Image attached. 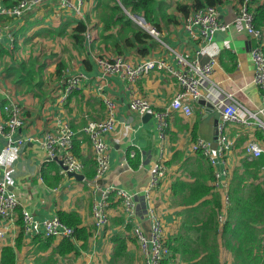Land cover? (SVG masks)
<instances>
[{
	"label": "crops",
	"instance_id": "crops-1",
	"mask_svg": "<svg viewBox=\"0 0 264 264\" xmlns=\"http://www.w3.org/2000/svg\"><path fill=\"white\" fill-rule=\"evenodd\" d=\"M71 1L75 3V0ZM195 1L157 0L161 37L170 48L189 59H198L202 46V40L194 38L186 28ZM244 2L220 0L217 5L220 20L231 24ZM253 2L250 0L249 5L253 6ZM0 3L11 6L15 0H0ZM258 3L264 4V0H258ZM117 6L113 0H85L77 11L48 1L21 18L5 17L0 21V122L7 116L4 106L10 98L21 103L26 117V124L18 131V136L42 140L47 133L57 132L64 124L69 125L76 132L73 143L77 155L73 150L84 165L82 174L85 176L84 181L63 176L58 163H46L47 154L37 141L7 156L5 138L0 135V178L7 177L10 191L18 194L21 202L15 223H0V231L9 226L5 237H0V264L6 247L14 248L16 264H144L145 256L131 236V225L127 224L128 218L120 202L112 198L107 210L110 224L104 229L96 228L92 210L95 201L100 199L98 187L114 186L134 194L136 212L131 222L140 223L147 234L151 228L148 209L153 207L159 213L167 243L176 256L165 262L167 264H188L187 258L197 262L205 255L199 252L203 250L198 246L201 233L194 229L207 219V213L201 208L193 211L201 202L211 201L215 195L221 198V214L214 207V210L218 209L220 230L230 220V210L233 211L234 227L245 205L251 201L257 199L258 215L264 208V173L261 169L264 158L250 160L245 150L252 136L264 144L260 131L228 124L226 135L234 144L219 158L216 169L212 168L201 153L191 149L199 139L214 143L218 135L216 119L207 116L200 102L195 104L191 117L172 112L164 140L160 138L154 117L141 116L129 108L131 96L135 94L147 99L156 109L165 110L179 90L173 76L166 71L154 70L128 90L127 81L121 75L105 76L100 70L96 58L118 56L107 46L104 36L124 35L122 25L105 31L103 17ZM184 6L191 7L187 16L181 9ZM132 21L133 27L140 29L135 20ZM80 23L91 30L94 38L91 43L84 34L81 42L75 39ZM153 39L155 46L149 54H141L138 47H128L130 49L122 56L133 64L163 58L177 68L175 55L163 48L155 37ZM216 42L220 47L216 81L224 91L235 94L244 106L260 107L261 93L253 83L254 65L250 55L254 41L245 31L232 26L217 33ZM80 73L85 76L81 89L63 99V77ZM105 98L114 100L117 105L118 125L115 132L106 137L110 169L100 182L93 184L96 174L94 152L89 138L81 130L89 121L105 119ZM132 151L136 153L135 158L131 157ZM159 161H164L168 170L160 185L147 197L150 173ZM215 171L221 174L219 179L215 177ZM196 182L210 186L211 192L194 206L185 205L189 191H185L184 183ZM235 189L238 193L232 202L229 194ZM22 209L29 210L40 221L55 216L61 219L62 213L75 214L81 219L78 228L87 233L82 239L75 234L64 239L26 238L21 229ZM221 216L223 221L219 219ZM252 225L264 229V222H252ZM262 238L264 243V234ZM212 241L215 242V237ZM218 243L220 264H234V256L224 246L221 234ZM119 245L124 246L123 252H119Z\"/></svg>",
	"mask_w": 264,
	"mask_h": 264
},
{
	"label": "built area",
	"instance_id": "built-area-1",
	"mask_svg": "<svg viewBox=\"0 0 264 264\" xmlns=\"http://www.w3.org/2000/svg\"><path fill=\"white\" fill-rule=\"evenodd\" d=\"M48 1L58 2L62 8H73L77 11L85 3V0H75V3L71 0H15V4L11 6L0 3V21L5 17L21 18L33 8H37ZM249 1L245 0L239 7L231 24L220 20L217 6H206L193 10L187 19L186 28L194 38L202 40V46L198 51V59H189L176 52L163 41L162 33L148 24L143 17L136 18V15H131L141 29L146 30L160 42L163 48L169 49L175 55L177 68L163 58L144 60L136 64L128 62L122 55L113 58H96L103 74L105 76L121 75L127 81L128 90H132L136 81L154 70L166 71L176 79L179 90L165 110L156 109L147 99L135 94H132L129 103L131 111L141 116H151L156 119L161 140L165 138V130L169 127L172 112L191 117L194 114L195 104L201 100L212 102L221 114L217 139L214 143L199 139L192 145L191 149L193 152L201 153L207 163L215 169L219 158H222L234 144L226 135L228 124H238L258 130L264 136V31L255 25V16L254 12L249 9ZM232 26L245 31L254 41V47L250 53L254 65L253 83L259 89L262 99V105L256 109L244 106L235 94L224 91L215 79L220 56L216 34L228 30ZM84 35L90 43L93 41L94 38L90 29H87ZM203 57L207 58L205 63H203ZM84 78V74L81 73L64 76L62 80L64 85L63 99H68L76 91H79ZM104 104L105 119L89 121L81 130L89 138L94 152L96 174L92 181L93 184L100 182L110 169V148L106 137L114 133L118 125L116 103L110 98H105ZM4 111L7 116L4 121L0 122V135L5 138L7 156L24 147L26 148L28 143L37 141L47 154L46 163H58L61 166L63 176L68 177L71 173L82 174L84 165L75 156L73 150L76 132L69 125L64 124L58 127L57 132L47 133L42 140L22 135L18 136V131L26 124V117L21 103L9 98L8 104L4 106ZM245 150L246 156L250 160L264 158V144L254 136L247 142ZM131 157H136L135 151L131 152ZM261 169L264 173V164ZM167 170L164 161H159L153 166L150 173L149 188L146 193L147 197L160 185ZM216 176L219 179L221 174L215 171ZM98 191L100 192V199L95 201L92 210V218L96 228L104 229L110 224L107 210L113 198L115 201L120 202L125 210L128 218L127 224L131 225V236L145 256L144 264H164L176 257L167 243L162 219L153 207L148 209L151 228L150 233L147 234L140 223L131 222L135 218L134 214L136 212L134 194L114 186L107 189L98 187ZM20 206V198L18 194L10 191L7 177L0 178V223L14 224ZM222 218V216L219 218L220 221H223ZM21 220V229L26 238L64 239L72 238L75 234V229L67 226L58 216L40 221L32 212L22 209ZM8 230L9 226H6L5 230L0 231V237L4 238Z\"/></svg>",
	"mask_w": 264,
	"mask_h": 264
},
{
	"label": "trees",
	"instance_id": "trees-1",
	"mask_svg": "<svg viewBox=\"0 0 264 264\" xmlns=\"http://www.w3.org/2000/svg\"><path fill=\"white\" fill-rule=\"evenodd\" d=\"M118 5L117 7L111 8L110 12L105 14L104 21L106 22L105 31H111L118 25H122L123 33L110 34L104 36L103 40L110 46L113 51L118 55H123L127 52L128 47L139 48L141 54H149L151 49L155 46L153 37L143 29H135L133 27V21L131 15H139L145 19V21L155 27L161 32V27L159 23L160 14V4L157 0H113ZM220 0H196L193 5L194 8H203L206 6H217ZM121 3V4H120ZM15 3H13L14 5ZM184 14L187 16L190 13L191 7H181ZM249 9L254 12L255 25L258 28L264 29V4H259L258 0H254L253 6L249 5ZM139 28V27H138ZM87 26L84 23H80L76 29L75 39L81 42V35L85 34ZM123 41V43L121 42ZM22 67H27L26 64H22ZM264 140V136H263ZM75 154L77 155L76 145L74 146ZM135 162V161H134ZM132 162V163H134ZM51 165H56L55 162H51ZM91 178L92 176L89 175ZM214 176L212 177V180ZM183 183V182H181ZM185 184V191H189V195L184 200V204L194 206L196 203L200 202L203 198L208 196L211 192V187L205 185V183L196 182L195 184ZM237 189L233 190L231 195L232 202L234 200L235 194H237ZM257 199L251 201L249 204L245 205L243 214L236 220V225L233 227L232 214L233 211L230 210V220L226 221L222 230H220V224L218 222L217 214L218 209L221 214V198L215 195L210 201H203L197 207H194V212H197L198 208L202 212L207 213V219L202 220L200 227L196 228L200 232L199 248H202L201 252L202 258L193 262V258H187L188 264H220L219 260V243L218 236L221 234L224 246L233 254L234 264H264V243L263 234L264 229L255 228L252 225L254 223L264 222V208L260 211V215L257 212ZM217 207V210H214ZM255 212V213H254ZM62 221L66 222L68 225L75 228V236L79 239L85 237V230L78 228L81 223V219L75 215L60 214ZM198 221V220H197ZM213 235V237H212ZM215 237V242L212 241ZM119 241V239H118ZM117 242V240H116ZM69 244V242H67ZM118 243V242H117ZM19 246V244H17ZM70 246L72 249V245ZM66 246V247H67ZM123 246V245H122ZM119 245L117 248L119 252L124 251V246ZM65 251V250H64ZM117 253V251H116ZM196 257H199V253H196ZM16 252L14 248L6 247L2 252V264H16ZM167 264V263H164Z\"/></svg>",
	"mask_w": 264,
	"mask_h": 264
},
{
	"label": "water",
	"instance_id": "water-1",
	"mask_svg": "<svg viewBox=\"0 0 264 264\" xmlns=\"http://www.w3.org/2000/svg\"><path fill=\"white\" fill-rule=\"evenodd\" d=\"M136 18H142V17L139 15H136ZM206 61H207V58L203 57V63H205ZM200 104H202L205 107V112L209 118H215L216 119V121H217L216 124L218 126L219 121L221 119V114L217 110L215 105L212 102L207 101V100H201ZM60 164L63 165L62 162H60ZM70 176L76 178L77 180H81V181L84 180V175H82V174L71 173Z\"/></svg>",
	"mask_w": 264,
	"mask_h": 264
},
{
	"label": "rangeland",
	"instance_id": "rangeland-1",
	"mask_svg": "<svg viewBox=\"0 0 264 264\" xmlns=\"http://www.w3.org/2000/svg\"><path fill=\"white\" fill-rule=\"evenodd\" d=\"M136 22V21H135ZM137 23V22H136ZM139 26V25H138ZM162 39H163V37H162ZM163 41H164V39H163ZM166 42V41H165ZM167 43V42H166Z\"/></svg>",
	"mask_w": 264,
	"mask_h": 264
},
{
	"label": "bare ground",
	"instance_id": "bare-ground-1",
	"mask_svg": "<svg viewBox=\"0 0 264 264\" xmlns=\"http://www.w3.org/2000/svg\"><path fill=\"white\" fill-rule=\"evenodd\" d=\"M121 4V3H120Z\"/></svg>",
	"mask_w": 264,
	"mask_h": 264
}]
</instances>
